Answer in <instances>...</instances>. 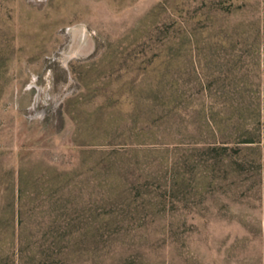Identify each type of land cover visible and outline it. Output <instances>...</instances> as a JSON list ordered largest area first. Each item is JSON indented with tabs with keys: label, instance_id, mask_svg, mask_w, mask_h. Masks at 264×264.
Masks as SVG:
<instances>
[{
	"label": "rangeland",
	"instance_id": "374dc122",
	"mask_svg": "<svg viewBox=\"0 0 264 264\" xmlns=\"http://www.w3.org/2000/svg\"><path fill=\"white\" fill-rule=\"evenodd\" d=\"M0 264H264V0H0Z\"/></svg>",
	"mask_w": 264,
	"mask_h": 264
},
{
	"label": "trees",
	"instance_id": "16d2710c",
	"mask_svg": "<svg viewBox=\"0 0 264 264\" xmlns=\"http://www.w3.org/2000/svg\"><path fill=\"white\" fill-rule=\"evenodd\" d=\"M24 190H19L20 193H22ZM63 255H64V250L62 249V252H61Z\"/></svg>",
	"mask_w": 264,
	"mask_h": 264
}]
</instances>
